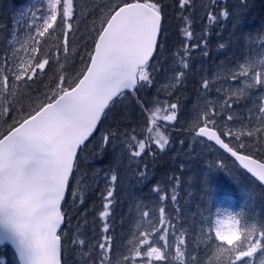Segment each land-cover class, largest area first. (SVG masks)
I'll list each match as a JSON object with an SVG mask.
<instances>
[{
    "label": "snow or ice",
    "instance_id": "6c2138e0",
    "mask_svg": "<svg viewBox=\"0 0 264 264\" xmlns=\"http://www.w3.org/2000/svg\"><path fill=\"white\" fill-rule=\"evenodd\" d=\"M167 7L162 0H33L15 10L11 24L0 23V264H264V209L255 208L257 193L248 184L243 186L246 203L239 209L213 205L215 211L201 212L197 219L180 207V176H169L170 193L161 194L158 185L152 189L161 202L158 221L151 210L141 213L136 207L151 231L117 243L126 239L115 235L112 219L119 173L135 168L138 182L149 179L144 157L155 158V149L164 152L172 143L164 132L175 126L183 109L179 98H171L192 73L191 53L209 55L204 37L203 48L190 43L195 0H174L188 42L164 55L170 52L165 47ZM200 9L206 34L226 31L231 23L229 39L224 42L221 36L218 48L235 46L237 53L218 65L211 79L195 73L202 81H196V94L205 103L192 110L188 133L194 135L186 155L197 144L213 147L207 142L214 141L264 185V161L253 158L264 153V25L255 35L247 27L249 0H202ZM190 11L192 17L184 15ZM52 38L55 53L46 47ZM158 81L161 87L152 100L139 95ZM213 89L216 99L208 101ZM130 99L142 118L140 131L129 127L128 113L120 107ZM101 129L92 155L108 164L100 170L106 189L102 209L91 223L85 211L73 227L63 210L66 195L81 176L72 204L79 198V207L84 206L88 186L80 172L81 153ZM179 143L183 149L185 141ZM100 171L93 179L100 178ZM219 172L242 175L223 160L209 164L200 176L206 197L214 192L212 175ZM259 195L264 196V187ZM169 196L174 214L163 206Z\"/></svg>",
    "mask_w": 264,
    "mask_h": 264
},
{
    "label": "trees",
    "instance_id": "16d2710c",
    "mask_svg": "<svg viewBox=\"0 0 264 264\" xmlns=\"http://www.w3.org/2000/svg\"><path fill=\"white\" fill-rule=\"evenodd\" d=\"M32 2L33 0H0V23L11 24L13 18L16 16L15 10L21 8L22 6H27V4L29 5ZM162 2L169 5V7L165 9L164 20V25L167 29L165 47L170 50V52H166L164 55L169 56L171 52L182 49L183 43H187L188 41L185 40V36L180 32L181 27L185 25L181 20L180 14L177 13L173 7L174 0H162ZM201 2L202 0L197 2L198 5L196 10L198 12H195V16L191 20V31L194 35L190 43H201V47L203 48L201 38L204 37L208 40L206 50L209 52V55L207 57L202 56L201 50H193L191 53L192 73L189 74V78L185 82V86L177 91L171 98L172 102H175L177 98H179L183 109L175 126L169 125L167 132H164L166 136L171 137L172 143L164 152H160L159 149H155V145H153V148L156 150L155 158L151 155L144 157V161L148 164L149 179L147 181L138 182L136 176L134 175L135 168L127 172L124 169H121L119 173L120 180L118 181L114 192L116 198L114 206L115 215L112 219L115 222V235L117 237H126V239L124 241L118 240V244H126L127 241L130 240V234L136 233V228L134 226L144 224V231H151L148 221H140L139 215L136 212V207L139 206L140 211L151 210L153 218L158 221L161 202L159 200V195L153 192L152 189L154 186L158 185L162 190L161 194H164L163 190H167L170 193L171 185L166 183V181L168 177L172 175H177L181 178L179 192L180 207L187 217L195 216L199 219V213L207 212L209 209L215 211L213 205L216 207L232 206L239 209L246 203L243 196V186L245 184L251 185L255 188L257 193L254 201L255 208L257 210L264 209V196L259 195L261 187L243 172L239 171L233 161L217 150L214 146L204 147L197 144L192 155H186V152L188 151L187 145L192 143L194 135H189L188 133L192 110L198 104L202 105L205 103V101L200 100L196 94V88L199 87V84H197L196 81H200L202 83L201 75H206L211 79L212 74L219 71L217 66L224 64L227 61H231L234 53H237V48L235 46L230 47L227 50H221L218 48V45L221 42V36L224 42H227L229 39V33L233 30L231 23L226 25V31L221 32L220 28H216L215 32L206 34L207 30L205 29L204 24L201 23ZM235 2L236 0H228L229 4H235ZM186 16L192 17L193 13H190V15L186 13ZM261 25H264V0H249L247 27L251 28L253 30V35H255V29L259 28ZM81 27L83 28V25ZM77 35H79V33ZM21 39H23V35L21 36ZM56 43L57 41L55 38H52L46 47L55 53ZM233 44H235V38H233ZM16 47H19V45H16ZM81 51L83 52V50ZM21 55H23V53H21ZM76 59L79 61L80 58L77 57ZM153 63H155V61ZM80 66L81 65L77 63V69H79ZM228 66L232 67L231 64H228ZM51 71L52 70H49V76L51 75ZM198 72L201 75H195V73ZM44 79L45 82H47L48 78L45 77ZM231 83H233L234 86H238L235 85V82ZM158 87H161L159 81L155 87L148 90L149 93L143 90L144 94L147 95L144 99L149 101L152 100L156 93V88ZM141 92L139 93L140 96ZM216 95L217 94L213 89L208 95L207 100L215 101ZM160 98L164 99V95L160 96ZM133 104L134 100H125L124 105H127V108H125L124 105H121L120 107L128 113L129 127H135L137 128V131H140L138 126L142 118L138 109L135 111L132 110ZM163 123L164 122L161 121V124ZM225 130L224 121H220L219 131L223 132ZM102 133L103 129L95 133L96 139L92 141V144H90L89 147L98 142L97 140ZM223 138L226 141L228 140L227 137ZM181 140L185 141L183 149L179 143ZM86 152L90 154L91 161L89 162L84 160L81 156L82 164L80 169V172L86 178V181L88 178V187L83 194L84 206H77L79 207L78 213L77 207L76 209H72L73 205H70L72 191L75 189L77 179L81 178L79 175L76 179H73L72 188L69 189L66 195L67 203L63 206V210L66 213V221L68 218H72L71 225L73 227L77 224L79 216L85 211L90 213V215H88V221L91 223L93 215L98 214V211L102 209V194H106L105 182L103 181L104 173L100 170L108 167L107 161L100 163V156L98 154L95 158H93L89 149H87ZM177 157H179V159H177ZM253 158L264 161V153H254ZM218 160H223L228 168L234 169L235 173H242V175L236 176L233 173L228 172L214 173L210 180V183L214 187V192L209 198L203 194L202 185L200 184V176L209 164ZM181 162H184L183 173L180 172ZM88 165H91V167H88ZM141 170H143V163H141ZM98 171H100V178L93 179ZM223 201H227V204L224 205ZM163 206L169 213L174 214V208L172 206L170 196L167 203ZM129 213L132 214L131 220L129 219ZM67 227L68 224L65 223L63 226L65 231L67 230ZM121 251H124V249L121 248Z\"/></svg>",
    "mask_w": 264,
    "mask_h": 264
},
{
    "label": "rangeland",
    "instance_id": "374dc122",
    "mask_svg": "<svg viewBox=\"0 0 264 264\" xmlns=\"http://www.w3.org/2000/svg\"><path fill=\"white\" fill-rule=\"evenodd\" d=\"M199 0H195V3H196V5H198V2ZM30 5V4H29ZM12 6V5H11ZM27 6H28V4H27ZM13 7V6H12ZM197 8V7H196ZM195 12H198L196 9L194 10ZM190 13H192L191 11L190 12H188L187 14L188 15H190ZM185 15H186V13H185ZM159 84H161V82H159ZM145 92H147V93H149V91H148V89H145L144 90ZM144 91H142L141 92V97H143V98H146V94H144ZM148 95H150V94H148ZM163 95V93L161 94V96ZM161 131H162V129H161ZM165 135V134H164ZM101 136V135H100ZM97 141H99V138H98V140ZM90 151H91V153H93L94 151H95V149L93 148V145H91L89 148H88ZM81 156H82V158L84 159V160H87V161H91V156H90V154L88 153V152H85V153H81ZM236 167H237V165H236ZM238 168V167H237ZM238 170L239 171H241L239 168H238ZM242 172V171H241ZM92 176V175H91ZM77 180H79V179H77ZM76 184H77V182H76ZM76 184H75V188H76ZM84 184L85 185H88V178H87V181H86V178L84 179ZM83 194H84V192H83ZM82 194V195H83ZM79 195H81L80 193H78V197H79ZM72 200H73V196L71 195V198H70V205L72 204ZM73 205V204H72ZM80 205V199L79 198H77L76 199V205L74 206L73 205V207H72V209H76V207L77 206H79ZM141 213H142V211H140ZM141 226H143V227H141ZM135 228H136V233L138 234V229H139V231H144V224L143 225H139V226H134ZM132 233L130 234V239L132 238ZM0 249H2V247L0 248ZM10 254V253H9Z\"/></svg>",
    "mask_w": 264,
    "mask_h": 264
},
{
    "label": "water",
    "instance_id": "95a60500",
    "mask_svg": "<svg viewBox=\"0 0 264 264\" xmlns=\"http://www.w3.org/2000/svg\"><path fill=\"white\" fill-rule=\"evenodd\" d=\"M202 139H205V140H206V138H202ZM207 143L213 145L217 150H219L220 152H222L224 155H226V156H227L229 159H231L232 161L235 160V158L230 157L229 154L224 153L223 149H220L218 145H215V144H214V141H208ZM235 164L237 165V167H238L242 172H244L247 176H249L251 179H253L258 185H260V184H259V181H256L255 177H252L250 173H247V171H246L245 169H242V168L240 167L239 162H235ZM260 186H261V187H264V185H260ZM62 227H63V226H62ZM1 247H3V246H0V248H1ZM9 248H10V246H9Z\"/></svg>",
    "mask_w": 264,
    "mask_h": 264
}]
</instances>
